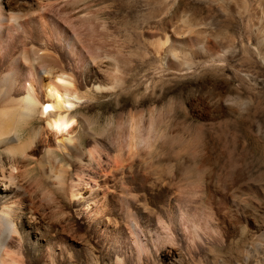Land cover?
<instances>
[{"label":"rangeland","instance_id":"rangeland-1","mask_svg":"<svg viewBox=\"0 0 264 264\" xmlns=\"http://www.w3.org/2000/svg\"><path fill=\"white\" fill-rule=\"evenodd\" d=\"M178 5L186 13L174 10L163 15L158 8L148 6L146 0H86L82 6L96 30L93 42L83 37L82 20L76 19L71 28L69 24L75 16L60 17L63 7L57 6L50 18L56 51L64 57V40L70 30H77L82 36H73L69 60L79 70L86 66L83 48L86 41L102 47V54L110 52L118 59L119 66L105 57L91 63L103 92L89 102H82L81 114L104 141H115L119 122L126 134L128 110L135 103L144 100L139 107L144 111L146 125L148 108L155 107L161 137L141 168L144 178L155 181L145 188L150 208L144 222L153 231V237L165 239L161 247L169 243L171 246L173 236L181 242L168 225L172 217L166 199L170 188L163 186V180H169L172 189L179 193V206L192 213L212 206L213 225L225 240L222 246L228 252L227 257L221 255L218 245L201 247L194 241L196 235L187 226V219L180 220L182 217L178 215L185 230L188 227L185 233L190 244H196L195 260L218 257L222 264H228L229 260L235 264H264V61L255 51L258 32L248 24L250 19L263 20L264 11L252 0L242 11L222 10L211 0H181ZM188 17L196 21L194 29L184 24ZM39 20L37 34L41 36L43 28ZM165 36L171 41L167 48L173 46L178 57L156 53L157 45L166 41ZM15 45V36L5 30L3 50L14 49ZM261 49L264 52V44ZM116 79L121 81L119 85H115ZM120 117L123 121H119ZM29 133L24 131L25 136ZM104 135H111L110 140ZM86 139L83 144L89 148ZM59 164L51 163L48 167L57 171ZM31 175L25 181L29 190L36 191L44 180L37 171ZM197 186L204 187L203 194L191 196L189 193ZM37 195L43 202V192L38 190ZM45 213L46 219L53 221L48 206ZM59 225L62 233L57 244L61 247L55 249L58 253L55 264H68L71 257L81 264H88L90 259L93 264H141L136 239L118 215L110 213L90 226L76 218ZM49 250L44 248L37 264L52 263ZM246 251L251 256L249 262L245 260ZM170 260L167 257L164 264H171ZM189 260L185 264H191Z\"/></svg>","mask_w":264,"mask_h":264},{"label":"bare ground","instance_id":"bare-ground-1","mask_svg":"<svg viewBox=\"0 0 264 264\" xmlns=\"http://www.w3.org/2000/svg\"><path fill=\"white\" fill-rule=\"evenodd\" d=\"M85 1L0 0V264H37L45 247L50 248L51 264H55L58 256L55 249L58 247L60 250L61 247L57 244V239L62 233L60 222L67 223L76 218L84 220L90 226L98 218H104L110 213L118 215L122 225L128 227L134 235L141 264H164L167 257L171 258V264H185L188 258L192 261L191 264H222L218 257L214 260H195L193 251L196 244H190L185 233L188 227L185 230L184 222L182 226L178 220V215L182 217L180 220L187 219V226L189 225L196 235L194 241H198L201 247L218 245L221 255L227 257L228 252L222 246L224 237L213 225L212 206H206L195 213L179 206V193L172 189L169 180H163V186L170 188L166 199L172 217L168 225L169 230L173 229L174 235H177L181 242H177L173 236L172 247L170 243H163L164 246L161 247L164 238L153 237V231L145 225L144 215H148L150 207L144 192L146 186L153 185L155 181L143 177L144 168H141V163L147 160L161 137L155 122V107L148 108L150 116L147 118L149 124L146 125L143 123L144 111L139 107L144 105V100L135 103L136 105L128 110L126 134L122 132V122H119L114 142L98 137V134L93 132L94 126L81 114L82 102H89L103 92L96 72L91 69V63L105 57L119 66L114 54H102V47L90 44L96 30L91 26V17L84 14L85 8L82 5ZM180 1L146 0L148 6L154 10L158 8L163 15H169L174 10L186 13V10L178 5ZM211 1L219 4L225 11H242L251 2ZM252 1L258 9L264 11V0ZM57 6L63 7L60 17L67 14L75 16L72 18L74 20L70 21L71 28L76 19H81L83 37L92 40L86 41L87 44L83 46L86 48V51L82 50L86 52V66L81 70L69 60L73 36L80 37V31L70 30L63 44L64 57L57 54L50 24L51 14ZM37 19L42 23L41 36L37 34ZM184 24L194 29L197 23L188 17L184 19ZM248 24L258 32V46L255 51L264 61V52L261 49L264 44V19L260 22L250 19ZM5 30L15 36L14 49L9 47L4 51L1 46ZM169 39L167 36L165 42L157 45L156 53L178 57V51L173 46L167 48ZM120 83L121 81L116 79L115 85ZM69 104L72 105L71 108L67 107ZM45 105L51 107L46 110ZM121 119L122 117L119 121ZM58 124L61 129L66 124L70 126L66 131H57ZM24 131L30 133L25 136ZM110 136L106 139L110 140ZM84 138L89 140V148L83 144ZM64 161L66 165L61 166L59 163ZM51 163L59 164V169L57 166V171L49 168ZM36 171L41 174L44 183L40 184L36 191H31L25 179H31V174ZM201 188L202 186H197L189 194L201 196L204 187ZM103 189L107 190L106 194L102 193ZM38 190L45 196L43 202L38 200ZM46 206L52 212L53 221L45 217ZM197 216L201 218H198L199 221L196 220ZM184 244L187 247H183ZM250 257L249 251H246L247 262ZM72 258L74 257H71L72 261L68 264H81ZM93 262L90 259L88 264ZM228 264L235 263L229 260Z\"/></svg>","mask_w":264,"mask_h":264},{"label":"snow or ice","instance_id":"snow-or-ice-1","mask_svg":"<svg viewBox=\"0 0 264 264\" xmlns=\"http://www.w3.org/2000/svg\"><path fill=\"white\" fill-rule=\"evenodd\" d=\"M50 107H51L50 105H45V109H46V110H47L48 108H50ZM67 107H68V108H71V107H72V105H71V104H69V105H67ZM69 126H70V125H67V124H66V125H64V128H63V129H61L60 125L58 124V125H57V129H56V130H57V131H61V130H65V131H66V130H67V128H68Z\"/></svg>","mask_w":264,"mask_h":264}]
</instances>
